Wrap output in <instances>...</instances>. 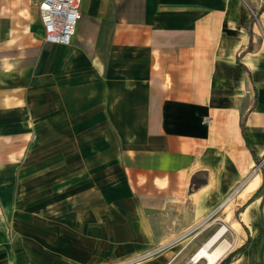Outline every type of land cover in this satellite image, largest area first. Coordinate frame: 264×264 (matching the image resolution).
Returning <instances> with one entry per match:
<instances>
[{
  "label": "crops",
  "instance_id": "crops-1",
  "mask_svg": "<svg viewBox=\"0 0 264 264\" xmlns=\"http://www.w3.org/2000/svg\"><path fill=\"white\" fill-rule=\"evenodd\" d=\"M38 1L0 0V264L140 253L153 254L137 264H186L220 211L255 234L228 264H264L251 153L264 155V0H81L67 45L44 41ZM43 133L105 135L117 157L109 205L84 202L61 228L46 223L40 253L33 232L30 252L12 244L9 222L45 229L32 158ZM238 235L218 263L245 242Z\"/></svg>",
  "mask_w": 264,
  "mask_h": 264
},
{
  "label": "rangeland",
  "instance_id": "rangeland-1",
  "mask_svg": "<svg viewBox=\"0 0 264 264\" xmlns=\"http://www.w3.org/2000/svg\"><path fill=\"white\" fill-rule=\"evenodd\" d=\"M251 12L254 11L251 10ZM79 144L81 145L80 147ZM116 157V149L111 146V141L105 135H102L101 138H95L94 134H40L37 147L32 150L33 172L38 177L37 183H34L38 186L37 189L39 191L38 203L35 205L38 208V212L35 213L38 225L45 228L47 227L45 226L47 223L49 227L54 226L56 229H59L67 221V218L72 219L75 216L72 212L77 211V207L83 206L84 202L88 209L96 205L108 206L109 183L106 180L109 177ZM253 172L261 174L260 177H262V182L264 183V155L257 159L252 168ZM95 177L98 179V183L94 181ZM57 180H61V186L57 190H54L53 184L55 185ZM64 181L66 185L62 187ZM95 184L97 185V194L95 193ZM85 185L86 192H80V186ZM33 189L35 187H32ZM261 193L264 194V186ZM97 196L101 197V199H98L99 201L95 199ZM28 209V212L27 210L26 212L29 217L30 208ZM103 216L105 217V214ZM175 216L176 219H183L184 221L187 215L183 214L180 210ZM232 216L231 218H225L222 211L211 215V219L208 222L210 224V232L214 233L225 227L226 231L223 238H227L228 242L236 243V240L240 238L238 234L242 236V240H245L247 233L250 235L251 242L255 237L254 230L252 228L249 230L248 228L247 233H245L243 228L236 225ZM14 220V214H12V220L9 222L11 227L9 230V241L13 244L16 239L20 240L22 242V249L30 252L33 232L35 233V237L38 238V240L34 239V241L38 242V250L41 253L43 249L41 245L42 241H46L47 238L46 228L39 229L38 231L31 230L30 218L24 217L21 227ZM198 220L199 222H203L207 219L200 218ZM164 222L167 223L169 220L165 218L162 223ZM65 225L67 226V224ZM17 226L18 229L15 230ZM66 231L74 233L71 227ZM55 232L62 233L63 231L56 230ZM140 254L139 257H131L125 261H101L87 264H137L139 261L136 259H145L153 253ZM194 264H204V260L200 259Z\"/></svg>",
  "mask_w": 264,
  "mask_h": 264
},
{
  "label": "built area",
  "instance_id": "built-area-1",
  "mask_svg": "<svg viewBox=\"0 0 264 264\" xmlns=\"http://www.w3.org/2000/svg\"><path fill=\"white\" fill-rule=\"evenodd\" d=\"M81 0H39L38 16L43 29V39L48 44H69L80 19ZM257 20L255 12H251Z\"/></svg>",
  "mask_w": 264,
  "mask_h": 264
},
{
  "label": "bare ground",
  "instance_id": "bare-ground-1",
  "mask_svg": "<svg viewBox=\"0 0 264 264\" xmlns=\"http://www.w3.org/2000/svg\"><path fill=\"white\" fill-rule=\"evenodd\" d=\"M225 231H226L225 227L219 229L210 237V239L207 242H205L196 251V253L192 258L194 263H197L200 259L204 260V264L218 263V261L223 257V255L227 251H229V248L231 246L228 241L221 239Z\"/></svg>",
  "mask_w": 264,
  "mask_h": 264
},
{
  "label": "trees",
  "instance_id": "trees-1",
  "mask_svg": "<svg viewBox=\"0 0 264 264\" xmlns=\"http://www.w3.org/2000/svg\"><path fill=\"white\" fill-rule=\"evenodd\" d=\"M251 21H253V18H252V17H250V20L248 21V23H250ZM240 126H242V124H240ZM251 153H252V157H253V159L257 161V158H256V156L254 155V153H253V152H251ZM258 191H259V190H258ZM258 191H257V192H258ZM257 192H256V193H257ZM248 243H249V236H247L245 242H244L240 247H238V248L235 249L233 252H231L230 254H228V255H227L225 258H223L218 264H228L229 262H231V260H232L233 257H235L236 255L241 254V253L245 250V248H246V246L248 245Z\"/></svg>",
  "mask_w": 264,
  "mask_h": 264
},
{
  "label": "water",
  "instance_id": "water-1",
  "mask_svg": "<svg viewBox=\"0 0 264 264\" xmlns=\"http://www.w3.org/2000/svg\"><path fill=\"white\" fill-rule=\"evenodd\" d=\"M186 264H194L193 259H191L190 261H188Z\"/></svg>",
  "mask_w": 264,
  "mask_h": 264
}]
</instances>
